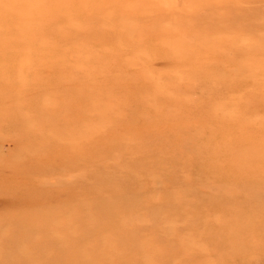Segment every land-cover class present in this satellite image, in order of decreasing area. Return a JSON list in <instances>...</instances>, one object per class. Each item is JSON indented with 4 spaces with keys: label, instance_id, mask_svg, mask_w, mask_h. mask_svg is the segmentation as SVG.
I'll use <instances>...</instances> for the list:
<instances>
[{
    "label": "rangeland",
    "instance_id": "374dc122",
    "mask_svg": "<svg viewBox=\"0 0 264 264\" xmlns=\"http://www.w3.org/2000/svg\"><path fill=\"white\" fill-rule=\"evenodd\" d=\"M0 4V159L20 143L24 153L41 145L17 138L26 132L67 146L76 133L98 131L94 139L107 138L94 149L109 150L35 177L45 182L33 191L46 196L28 219H5L26 213L11 191L0 194L4 263L264 264V0ZM113 126L142 153H123L121 164L149 168L130 186H107L123 196L82 199L84 176L113 165ZM156 142L175 147L167 165H183L158 166L168 157Z\"/></svg>",
    "mask_w": 264,
    "mask_h": 264
},
{
    "label": "bare ground",
    "instance_id": "6f19581e",
    "mask_svg": "<svg viewBox=\"0 0 264 264\" xmlns=\"http://www.w3.org/2000/svg\"><path fill=\"white\" fill-rule=\"evenodd\" d=\"M0 10H2L1 4H0ZM0 13H2V12L0 11ZM246 14H250V13H246ZM34 24L35 23L33 22L32 26ZM30 26H31V23H30ZM24 34L25 33H22L21 36L23 37ZM31 41H32V47H33L34 43L37 40L32 38L28 42V45ZM23 50H24V52L21 55H25L26 57H28L29 56L27 54L28 48L25 47ZM43 50H44V48H43ZM249 63H250V61H245V60L243 61L244 65H247ZM31 66H34V65L32 64ZM48 71H49V74H52V75L55 74L54 76H57L55 69H53V70L49 69ZM87 71H89V70H87ZM28 74H30V72L26 73V77H28ZM65 74H66V71H62L58 75V77H51V78H54L53 82L56 83L58 80L64 78L63 75H65ZM37 78L38 77H34V79L31 78L33 83H35ZM47 78H49V77H39V79L37 80V83H38V81H48ZM52 93H54V91ZM116 111L117 110H115V112ZM56 112H57L56 110H54L53 112H49V113H47V111H46V113L49 115L48 117L51 119V121L56 120L55 119ZM46 113H42V115H45ZM175 115H176V113H175ZM4 127L7 130H9V128H8L9 125H4ZM0 129H2V127H0ZM134 130H135L136 134H138L137 132L144 131L141 128H137ZM151 130H153V129H151ZM10 131H13V129H11ZM100 131H102V130H100ZM99 134L100 133L98 131H93V132L87 131V132H82V133L79 132V134L76 133V135L74 136V142H72L71 144H69L67 146H63V145H60L61 143L59 141H56L54 139L51 140L49 138V136L39 137L40 135L36 134L35 132H26V133H20V134L18 133L17 138H19L21 140H25L26 137L27 138L29 137L33 140L34 139L39 140L41 145L38 147H37V145H34L32 147V149H30L29 151H26L24 153V151H22L21 148L25 144L20 143V146H21L20 150H16L12 154H10V155H13L11 159H9V160L3 159V158L0 159V194L3 192L11 191L12 195L19 197V198L15 199V203L12 206L15 207L16 210L22 211L23 213H26L25 215H19V214H16L12 211L10 213V215L9 214L5 215L6 216L5 219L10 218L13 221H17L21 217L28 219L32 212H39V210L42 209V202H41L42 196H46V194H44V192H43V195L42 194L38 195V193L35 194L36 191H33V190L38 189L39 187L43 188L44 187L43 183L45 181L42 180L41 182H38L37 180L39 178H35V177L46 174L47 172L49 173L52 169H57L56 167L59 164H62L64 161L68 162V168L67 169H69V168L78 169V166L81 165V162L83 163V162L89 160V158H91L92 156H95V157L98 156L99 157V156L103 155V153H109V150L104 151V149L106 148V145L103 146L101 149H94L95 145L100 144V143L104 144V140H106V138H107V137L103 138L104 134H102V137L100 139H94L95 136H98ZM129 135L130 134L128 131L121 130L120 128L114 127V129H113V145H114L113 154L109 157L110 160H113V165H111V166L107 165L106 166V164H104V161H103V164L100 167L91 169L92 171H96V172L102 174V176H96L97 177L96 178L94 173H92V176L90 177V179L89 178L86 179V177L84 176L83 186H82V190H81L82 199H84L86 196H88V197H90V196H92V197H102V196L106 197L107 193H112L113 196H118V197L123 196L125 192H121L120 190L109 192V190H107V186H113V185L118 186V187L130 186L131 184H134V182L136 183L139 180V177L143 175V174L139 175V173L146 171L147 168H149L148 165L143 166L142 164L135 166L133 164L134 160H131L130 164H132V165H130L129 167H127V166L124 167L123 164H121L120 159H121V156L123 155V153L130 152V150H128V148L126 147V144L125 145L123 144L125 141H127V139H132V137H134V136L130 137ZM176 137H178L179 139L181 138L179 136H176ZM77 138L80 139L79 143L76 142ZM174 142H175V140H174ZM176 142H177V140H176ZM150 144H151L153 150L154 149L159 150L161 152L162 156H164L166 153V157H168L165 161H160L161 164H158V166H160V165L170 166V165H167L166 161L171 158L169 150H171L175 147L168 146V144L164 143L163 145L168 146V147L163 148L162 146H159L160 144L158 142L150 143ZM47 145H48V148L46 150ZM50 145H52V146L56 145V146H58V148L51 147ZM122 145L125 147V150L121 148ZM178 147L182 148L179 145H178ZM165 149H166V151H165ZM144 151H146V150L144 149ZM140 154H142V153L139 149H132V151L130 152L129 155H131L133 157L136 156V158H138ZM34 156L37 157V159L31 165L30 163H32V162H30V161ZM29 157H30V159H29ZM68 157L70 159H68ZM20 160H22V161H20ZM164 162L166 164H164ZM182 162L183 161L178 162L179 165L176 163L175 165L170 166V169L173 171L177 170V168H180V166L183 165ZM172 164H173V162H172ZM109 168L113 170V173L109 172ZM62 169H60V170H62ZM155 171L157 172L158 170H155ZM122 172L126 173V174L128 173L129 175H131L130 176L131 178L129 177L130 179H123L119 174ZM49 178H51V177H49ZM88 181H91V184L87 183ZM35 183H38V185ZM46 184H47V182H46ZM60 184H61V182H60ZM93 185H95V187ZM36 186H38V188H36ZM74 189H77V188H74ZM89 190H93V191H89ZM31 192H32V194H31ZM55 193H56V191H55ZM72 193L74 194L73 195L74 199L75 200L78 199V194H79L78 189L76 192L73 190ZM28 194H31V195L29 196ZM63 201H64V199H62V202ZM82 201L83 200H81L78 203H81ZM11 202H13V201H11ZM71 217L73 219H76L77 217H80V216L78 214H73ZM131 228H134V230H136V228H138V226L133 225V226H131ZM53 235H55V234L53 233ZM60 237L63 238L64 236L61 234ZM0 238H1L0 239V243H1L2 241H4V240H2V238H5V234L2 233L0 235ZM107 249H109L108 246H107ZM107 249L105 248L104 250H107ZM5 253H6V251L4 249H2V247L0 246V262L2 261L3 264H6L3 262V260H1L2 258H4L3 256L5 255ZM9 264H16V263H9ZM37 264H39V263H37Z\"/></svg>",
    "mask_w": 264,
    "mask_h": 264
}]
</instances>
